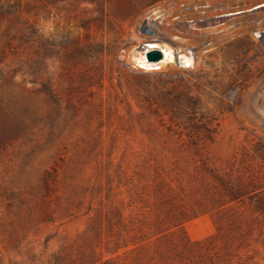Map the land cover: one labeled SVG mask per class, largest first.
Here are the masks:
<instances>
[{"label": "rangeland", "instance_id": "obj_1", "mask_svg": "<svg viewBox=\"0 0 264 264\" xmlns=\"http://www.w3.org/2000/svg\"><path fill=\"white\" fill-rule=\"evenodd\" d=\"M0 264H264V0H0Z\"/></svg>", "mask_w": 264, "mask_h": 264}, {"label": "bare ground", "instance_id": "obj_2", "mask_svg": "<svg viewBox=\"0 0 264 264\" xmlns=\"http://www.w3.org/2000/svg\"><path fill=\"white\" fill-rule=\"evenodd\" d=\"M141 49L142 50L138 52L137 61H138V63L142 64L144 67H147L148 63L150 62L148 60L147 53L151 50H154V49H158L163 53V58H162L163 60L156 64V65H161V66H158V67H160V69H162V67L166 63H170V62L174 61V56L172 53V47L166 43L157 42V41L153 40V41L149 42L148 45L142 46ZM155 68H156V66H155Z\"/></svg>", "mask_w": 264, "mask_h": 264}, {"label": "water", "instance_id": "obj_3", "mask_svg": "<svg viewBox=\"0 0 264 264\" xmlns=\"http://www.w3.org/2000/svg\"><path fill=\"white\" fill-rule=\"evenodd\" d=\"M147 57L150 61H160L163 58V53L158 49H154L147 53Z\"/></svg>", "mask_w": 264, "mask_h": 264}]
</instances>
